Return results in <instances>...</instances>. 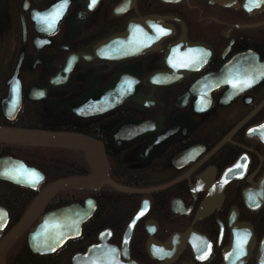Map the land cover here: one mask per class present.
Here are the masks:
<instances>
[{"label": "flooded vegetation", "instance_id": "1", "mask_svg": "<svg viewBox=\"0 0 264 264\" xmlns=\"http://www.w3.org/2000/svg\"><path fill=\"white\" fill-rule=\"evenodd\" d=\"M67 125L118 188L61 193L79 230L34 254L40 215L10 264H223L241 224L264 264V0H0V126ZM35 193L0 181L2 235Z\"/></svg>", "mask_w": 264, "mask_h": 264}, {"label": "water", "instance_id": "2", "mask_svg": "<svg viewBox=\"0 0 264 264\" xmlns=\"http://www.w3.org/2000/svg\"><path fill=\"white\" fill-rule=\"evenodd\" d=\"M19 89V81L12 78L9 83V94L17 92L19 95ZM91 97L76 111L87 110L83 115L89 116L111 107L109 105L104 108L102 104L96 107L93 103L94 99ZM0 145L81 151L90 168L88 175L58 179L49 183L35 196L19 221L0 239V264H5V257L10 248L39 217L57 193L95 189L103 184L118 188L107 175V160L102 144L89 136L75 132L0 126ZM0 180L36 191L37 186L43 182L44 176L37 169L27 166L19 159L2 157L0 158ZM82 219L74 206L57 209L42 215L34 230L28 233L27 245L29 249L32 253L41 255L55 251L67 239L73 237L68 234L64 236L63 233L78 231ZM7 222L8 214L0 207V235ZM240 231L235 234L233 230L230 245L224 254L225 261L223 264H244L250 256L254 242L251 227L241 224Z\"/></svg>", "mask_w": 264, "mask_h": 264}, {"label": "trees", "instance_id": "3", "mask_svg": "<svg viewBox=\"0 0 264 264\" xmlns=\"http://www.w3.org/2000/svg\"><path fill=\"white\" fill-rule=\"evenodd\" d=\"M22 128L41 129L51 131H70L79 133L72 125L58 128H44V126H25ZM84 134V133H82ZM90 136L89 134H84ZM12 148L11 146H8ZM12 156L23 160L26 164L36 167L45 175L43 187L52 181L75 175H84L88 173L87 164L83 153L69 149H42V148H19L11 149ZM70 158H67V157ZM33 197H31L30 201ZM59 199L57 195L53 200ZM3 198L0 197V204ZM29 203V202H28ZM26 204V206L28 205ZM50 204H54L53 201ZM12 224V223H11Z\"/></svg>", "mask_w": 264, "mask_h": 264}, {"label": "rangeland", "instance_id": "4", "mask_svg": "<svg viewBox=\"0 0 264 264\" xmlns=\"http://www.w3.org/2000/svg\"><path fill=\"white\" fill-rule=\"evenodd\" d=\"M67 158H70L69 156ZM62 198V197H61ZM19 247H20V242L18 244H16V248H15V251H19ZM15 252L12 250L10 252V254L7 256V260H8V263L10 264L13 260V256H14Z\"/></svg>", "mask_w": 264, "mask_h": 264}]
</instances>
